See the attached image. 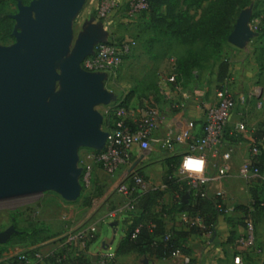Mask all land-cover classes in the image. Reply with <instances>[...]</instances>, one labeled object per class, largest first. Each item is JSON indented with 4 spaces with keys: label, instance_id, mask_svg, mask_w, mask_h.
Segmentation results:
<instances>
[{
    "label": "crops",
    "instance_id": "0c3cea01",
    "mask_svg": "<svg viewBox=\"0 0 264 264\" xmlns=\"http://www.w3.org/2000/svg\"><path fill=\"white\" fill-rule=\"evenodd\" d=\"M138 34L141 39L142 34ZM115 36H120V33H115ZM149 41H147L149 45L146 47L144 46L145 41L139 40L134 53L128 59L135 56V63H139L144 57H147L145 62L148 63L149 69L148 67L146 69L150 74L143 72L140 76L143 84H149L151 73L152 76L154 75V79L150 83L152 89L144 93L142 90L135 92L127 106H124L126 109L125 118L133 128L142 116L145 102H152L158 106L164 116V122L153 133L154 143L157 145L163 135L171 129L182 136V139L170 151L158 148L153 153H147L139 146L133 149V166L138 167L140 173L145 177L146 192L157 189L163 192L161 200L154 204L150 218L161 219L166 230L179 229L183 227L180 222V212H170L173 207V199L178 197V193L165 184V178L171 172L175 180L185 181L180 171L182 167H185L187 161L185 155L188 141L190 138L202 134L205 122L204 109L215 101L216 91L220 85L228 87L235 97L245 95L253 100L259 99L264 102V49L256 47V44H261L263 39L257 42L253 41L242 48L225 49L220 62L226 60L229 63V72L223 83L218 81V66L212 65L211 68H205L200 64L193 68L192 76L178 79L179 83L176 86L167 81V77L173 69L172 60L175 59L177 63L187 57L190 50L197 48L196 45L183 44L170 37ZM226 52H229L228 55ZM145 79H147L146 82ZM172 101H184L185 107L176 110L169 106ZM242 118H245L250 126L261 129L259 140L263 162L259 175L242 172L243 163L251 158L250 138L246 133L240 132L236 128ZM112 127L113 125L110 124L109 128ZM224 139L226 144L233 149L229 171L223 179L210 181L205 187L207 196L204 199L203 211L214 222L212 230L204 234H191L186 241L190 252L188 254L181 253L168 259L153 258L147 253H142L136 247L122 249L121 243L124 235L117 245L115 256L122 259L124 256L135 255L139 257L140 264H187L185 256H189L194 264H235L234 256L239 250L236 241L244 230L246 220L244 211L235 207L245 206L248 208L249 217L255 223L257 244L262 248V253L246 255L244 264H264V104L261 109L255 108L252 104L247 106L238 104L231 121L226 126ZM218 162L220 159L213 157L206 162L208 175L216 174ZM126 169L122 167L113 175L117 182L122 179ZM94 177H99L101 180L111 178L99 166L94 169ZM253 191L256 192L260 201L258 207L253 206ZM219 194H222L224 202L233 208L231 212L220 213L218 211V203L222 199ZM169 195L171 199H168ZM128 224L127 226L125 224V232ZM111 243L112 241L102 243L101 251L104 257L111 254L108 253L109 247L112 248ZM3 244H0V250L5 246ZM12 256L11 251L4 249L0 254V261L7 260ZM112 258H114L113 254Z\"/></svg>",
    "mask_w": 264,
    "mask_h": 264
},
{
    "label": "rangeland",
    "instance_id": "374dc122",
    "mask_svg": "<svg viewBox=\"0 0 264 264\" xmlns=\"http://www.w3.org/2000/svg\"><path fill=\"white\" fill-rule=\"evenodd\" d=\"M33 1L35 0H4L3 7L0 6V48L11 47L17 43V34L22 31V28L17 23L16 15L21 6H31ZM117 1L116 10L107 19L98 17L100 0H85L79 12L70 17L72 34L69 48L66 55L55 63L58 78L53 80V87L49 92V100L68 92V87L63 82L68 66L75 74L84 72L95 78L98 91L107 95L106 99L99 100L93 105L97 116L95 119L97 127L102 131H107L110 124H113L114 109L121 105L128 95L131 94L132 98L139 90L144 93L152 89L150 83L154 75L152 76L151 73L149 84H143L141 73L150 74L148 63L145 62L147 57L135 63V56L128 59L117 72L87 71L82 65L84 54L96 43L115 38L129 37L136 39L137 43L143 39L144 46L147 47L149 45L147 41L155 30L166 33L172 31V27L169 26L172 20L168 5L160 8V17H158L160 21L157 22L156 28L146 15L145 11L148 10L140 11L135 16H128L126 14L128 0ZM213 1L207 0L199 7L193 6L189 9V13L199 17ZM183 10L185 6L180 4L176 11ZM246 10L251 12L250 25L256 32L247 44L263 39V42L256 44V47L264 49V0H251L248 7L229 14V27L233 30L239 15ZM117 32L120 36H115ZM138 33L142 34L141 39ZM204 43L203 40L194 43L197 47L193 50L195 66L201 64L202 67L211 68L215 65L218 66V72L222 62L220 59L225 49L237 47L227 39L223 43L222 51L218 53L212 49L204 50ZM228 53L226 52L227 55ZM223 61L228 63L226 60ZM176 64L178 66V62ZM228 72L229 63L227 74ZM169 106L171 107L172 103H169ZM98 149L96 145L81 143L77 150L76 167L82 169L83 154L86 151ZM80 177L81 190L78 197L73 200L66 199L57 190L51 188L0 197V231L12 224L23 231L21 235L14 234L3 244L6 246H3V249L11 251L12 257L24 251H39L44 257L41 264H101L102 262L140 264L139 257L135 255L124 256L122 259L115 256L117 245L121 237L125 235V224L127 226L128 219L131 217L129 213L112 216V212L126 202L125 197L117 192L116 178L111 176L109 180H101L99 177H94L91 186L85 187ZM168 197L171 199L170 195ZM80 227L88 228L86 236L82 238L77 236L76 241L73 242L75 244L70 251H67L61 246L62 241L66 239L68 233ZM110 241H112V248L109 247L108 253L113 254L114 258H110L107 262V258L102 254L101 246L102 243ZM62 255H64L62 260L57 261Z\"/></svg>",
    "mask_w": 264,
    "mask_h": 264
},
{
    "label": "water",
    "instance_id": "95a60500",
    "mask_svg": "<svg viewBox=\"0 0 264 264\" xmlns=\"http://www.w3.org/2000/svg\"><path fill=\"white\" fill-rule=\"evenodd\" d=\"M84 2L35 0L21 6L17 43L0 48V197L51 188L76 199L82 172L76 167L78 146L105 144L108 133L97 127L93 105L107 95L98 91L95 78L68 66L63 80L68 92L49 100L58 78L55 63L69 48L70 17ZM250 21V10L243 11L228 41L244 47L256 35ZM17 233L14 224L0 231V244Z\"/></svg>",
    "mask_w": 264,
    "mask_h": 264
},
{
    "label": "built area",
    "instance_id": "2783aa9c",
    "mask_svg": "<svg viewBox=\"0 0 264 264\" xmlns=\"http://www.w3.org/2000/svg\"><path fill=\"white\" fill-rule=\"evenodd\" d=\"M117 0H100L98 6V17L107 19L109 15L116 10ZM149 9L148 0H128L126 5V14L135 16L140 11ZM137 47V40L133 38H115L113 40H104L96 43L92 51L83 59L82 65L87 71L94 72H117L132 55ZM173 61V69L167 77V81L173 85H178L177 64ZM172 108L181 110L185 107L184 101H172ZM245 106L252 104L257 109H261L264 102L262 100H253L249 96L235 97L230 89L226 86L216 91V99L213 103L207 105L204 109L205 122L202 134L189 139L185 158L193 160H203L204 166L201 171L189 170L186 167L181 168L183 179L189 184L195 195L206 198V185L210 181L223 179L229 171V163L232 157L233 149L229 147L224 139L226 126L232 119V115L238 104ZM126 109L119 105L114 109L113 127L107 130V138L102 148L98 150H88L83 154L81 164V181L85 187H90L94 178V169L96 166L101 167L106 174L113 176L122 167L127 168L122 179L117 183V192L125 197L126 202L123 206L112 212L116 217L120 213H131L137 211L138 202L147 189V181L140 173L138 167L133 166V149L139 146L147 153H153L156 149L165 151L172 150L175 145L182 139L181 135L176 134L172 129L168 130L159 141L154 143L153 133L164 122V116L160 109L152 102L146 101L143 113L140 119L135 123L133 128L127 123L125 118ZM236 128L246 133L250 138V155L251 158L242 165L244 174H260V140L256 136L260 128L250 126L245 118H242L236 125ZM219 158L217 163L216 174L210 176L206 171V162L210 158ZM218 203L220 211L229 213L233 210L224 202V197ZM180 222L183 227L199 225L204 227L200 217L193 216L187 211L179 213ZM136 228V232L138 231ZM87 227H80L73 232L68 233L61 246L70 251L75 244L76 237L86 236ZM78 234V235H77ZM236 245L238 253L234 256L235 264H244V257L251 253L260 254L262 248L257 244L256 226L252 219L245 222L243 232L237 237ZM175 252L171 257L180 255ZM17 264H41L43 255L39 251L34 254L24 252L18 253ZM64 255L59 256L57 261H61ZM107 262L112 258V254L107 257ZM187 264H194L189 256H185ZM108 264V263H101Z\"/></svg>",
    "mask_w": 264,
    "mask_h": 264
},
{
    "label": "trees",
    "instance_id": "16d2710c",
    "mask_svg": "<svg viewBox=\"0 0 264 264\" xmlns=\"http://www.w3.org/2000/svg\"><path fill=\"white\" fill-rule=\"evenodd\" d=\"M149 9L146 15L150 18V22L157 28V22L160 21L159 10L162 6L168 5L170 18L172 20L169 26L172 27L171 32L154 31V34L150 38L149 42L160 40L165 37L176 39L183 44L193 45L197 41H205L204 50L212 49L214 52L220 53L222 46L228 39V35L232 31L229 27V14L237 12L249 6L251 0H214L213 3L196 17L189 13V9L193 6L199 7L203 2L207 0H148ZM4 0H0V6L3 7ZM181 5L185 6V10L176 11ZM194 51L190 50L187 57L178 61L177 75L178 79L181 77L192 76V70L194 68L195 59H193ZM228 63L222 61L218 72V81L223 83L227 78ZM222 86L220 85L219 88ZM131 94L128 95L121 103L122 106H127V103L131 99ZM113 125V124H112ZM110 129V128H109ZM261 132L257 133L258 139L261 138ZM261 148V146H260ZM260 161L258 163L260 170L262 168L263 154L260 152ZM165 184L173 191L178 193V197L173 199V207L170 212H182L187 211L193 216L201 218L204 227L199 225H192L190 227H182L179 229L166 230L165 225L161 219H151L150 215L154 204L161 200L162 190L157 189L151 192L143 193L138 202V209L135 212L129 213L131 216L129 226L126 229L125 236L121 243L122 249L129 247L139 248L142 253H147L151 257L156 259H168L175 252L182 254H188L190 252L189 247L186 245L191 234H204L212 230L214 224L213 220L209 218L203 211V197L195 195L194 191L190 188L186 181H177L173 178L171 172L165 178ZM254 195V207L259 206V199L255 191ZM186 196V199H184ZM219 208V207H218ZM236 209H242L245 213V219H251L249 217L248 208L245 206H237ZM220 213V209H218ZM245 220V222H246ZM244 222V224H245ZM138 231L136 232V228ZM23 231L20 230L18 235H21ZM4 249L0 250L3 252ZM28 254H34L35 251H25ZM17 256L11 257L7 260L0 261V264H17Z\"/></svg>",
    "mask_w": 264,
    "mask_h": 264
},
{
    "label": "clouds",
    "instance_id": "9594fccd",
    "mask_svg": "<svg viewBox=\"0 0 264 264\" xmlns=\"http://www.w3.org/2000/svg\"><path fill=\"white\" fill-rule=\"evenodd\" d=\"M204 166V161L203 160H193V159H188L185 162V167L189 170L193 171H201Z\"/></svg>",
    "mask_w": 264,
    "mask_h": 264
}]
</instances>
